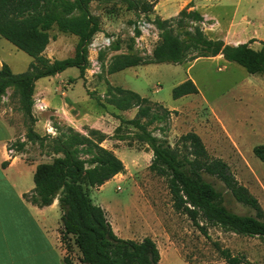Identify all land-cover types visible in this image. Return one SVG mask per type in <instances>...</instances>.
Returning a JSON list of instances; mask_svg holds the SVG:
<instances>
[{"label": "trees", "instance_id": "obj_1", "mask_svg": "<svg viewBox=\"0 0 264 264\" xmlns=\"http://www.w3.org/2000/svg\"><path fill=\"white\" fill-rule=\"evenodd\" d=\"M99 1L102 0H0V37L32 59L27 70L20 74L12 73L8 65L2 64L0 97L12 89L11 96L17 100L18 109L25 118L26 142L37 144L49 155H60L50 163L37 165L33 176L34 189L24 198L39 208L58 199L62 213L60 240L67 252L63 264H72L71 241L80 252L81 264H159L160 251L152 238L130 240L118 237L105 211L91 199V189H98L125 172L124 163L115 153L101 146L108 137L95 130H88L87 135H83L69 127L59 130L54 137L40 136L34 131L35 82L68 68H77L80 75H84L88 65L87 45L100 30V23L91 15L89 6ZM121 1L127 9L140 10L148 15L159 0L152 3ZM190 7L181 10L174 19H155L161 34L149 59L144 60L129 52L114 55L106 66V73L112 75L150 64L180 65L221 54L226 61L241 65L249 74H264L263 50L254 51L247 44L232 47L221 41L208 40L199 26L188 34L190 43L185 45L173 26L201 22L202 16ZM53 29L78 38L73 58L52 61L44 56L51 39L49 32ZM189 49L195 54L188 56ZM197 93L194 83L187 80L173 89L172 96L178 99ZM103 101L119 111L137 109L132 120L118 118L120 124L114 134L118 135L123 126L136 131L135 141L146 145L152 152L149 170L166 178L173 209L186 216L201 235L209 238L208 228H219L224 233L240 237L264 238V211L257 199L236 180L224 161L209 157L198 134L188 132L180 137L179 144L171 147L149 130L154 123L165 120L171 111L108 82ZM153 106L159 108L161 114L155 112ZM23 148L24 142L17 144V151ZM253 153L264 162V146L255 147ZM207 177L217 180L234 201L248 207L254 214L240 215L228 209L223 191ZM213 247L224 264H252L245 254L233 253L218 242H214Z\"/></svg>", "mask_w": 264, "mask_h": 264}, {"label": "rangeland", "instance_id": "obj_2", "mask_svg": "<svg viewBox=\"0 0 264 264\" xmlns=\"http://www.w3.org/2000/svg\"><path fill=\"white\" fill-rule=\"evenodd\" d=\"M137 1L152 3L154 0ZM155 7L147 15L140 13V10L127 9L121 0L93 2L89 6L91 15L98 19L101 30L114 38L111 50L100 54L103 68L91 81H84L77 68H69L65 73L74 72L67 76H78V83L82 80L95 104L104 102L102 90L105 83H109L108 78H111V86L131 90L153 104L171 110L165 120L149 128L152 134L171 147L179 144L180 137L188 132L198 134L209 157L224 161L236 180L248 189L264 211V162L253 153L255 147L264 146V74L252 75L234 62L211 58L180 65H141L113 75L106 73L113 48L123 47L125 51L137 55L127 26L132 27L141 15L149 16L154 21L177 16V9L172 10L173 7L166 12ZM215 25V22L205 24L202 21L173 27L180 40L188 45V34L193 33L195 26H199L207 38L205 33L213 32ZM63 40L67 45L62 49L65 57L61 56L58 60L74 55V42L68 37H63ZM0 48V57L5 59L6 65H11L15 73L25 72L32 62L29 56L1 37ZM187 54L190 56L195 52L189 49ZM187 80L194 83L198 93L174 99L173 89ZM101 85L102 88L99 87ZM11 95L12 89H9L0 97V114L14 126L15 140H18L22 133L25 134V118L18 109L17 100ZM153 110L159 114L162 112L156 106H153ZM135 132L131 127L123 126L118 135L114 131L112 135H106L108 138L103 142L107 148L115 151L126 169L102 188L90 190L93 203L105 211L115 234L130 240L152 238L162 256L159 264H223L213 247L214 242L233 253L245 254L252 264H264V238L240 237L224 233L219 228H208L209 238H206L186 216L173 209L166 178L149 170L152 152L146 145L135 141ZM207 179L223 191L224 204L228 209L240 215L254 214L248 207L234 201L217 180ZM78 256V250H72L71 257L75 264H80Z\"/></svg>", "mask_w": 264, "mask_h": 264}, {"label": "crops", "instance_id": "obj_3", "mask_svg": "<svg viewBox=\"0 0 264 264\" xmlns=\"http://www.w3.org/2000/svg\"><path fill=\"white\" fill-rule=\"evenodd\" d=\"M167 4H170L169 7ZM190 5L191 10L208 20L207 24L216 23L213 32L205 33L208 40L222 41L224 45L232 47L248 44L254 51H264V0H159L154 7H160L163 12L173 7L172 10L177 9L178 15ZM127 27L130 32L131 26ZM105 32L100 26L96 34L106 35ZM49 34L51 39L43 53L46 58L53 61L63 56L62 49L67 46L63 37H68L74 42L75 55L78 43L76 36L61 33L57 29L51 30ZM112 52V56L128 53L123 47L112 49ZM74 55L66 59L73 58ZM211 59L226 61L221 54ZM5 62V59L0 57V69ZM8 66L12 73L19 74L12 70L11 65ZM65 71L35 82L33 98L42 97L48 106V109L41 113L32 110L36 120L34 131L40 136H45L51 128L56 136L59 130L67 127L83 135H87L88 130H95L110 136L118 127V118L132 120L135 117L136 108L119 111L102 101L100 102L103 106L95 104L82 80L78 83V76H67L74 72ZM83 77L84 81L93 79L87 76L86 69ZM108 81L113 84L111 78H108ZM105 93L106 83L101 96L104 97ZM21 136H24V133ZM15 138L14 126L0 114V264H63L67 252L60 240L62 213L58 199H54L49 206L39 208L24 198L25 194L34 189L33 176L37 165L50 163L54 157L60 155H49L41 151L37 144L25 141L22 151H18V155L9 160L6 145ZM101 146L113 151L107 148L104 142ZM70 245L71 250L77 249L72 245V241ZM78 253L77 261L80 263V252ZM70 259L72 260L71 256ZM72 264H75L73 260Z\"/></svg>", "mask_w": 264, "mask_h": 264}, {"label": "built area", "instance_id": "obj_4", "mask_svg": "<svg viewBox=\"0 0 264 264\" xmlns=\"http://www.w3.org/2000/svg\"><path fill=\"white\" fill-rule=\"evenodd\" d=\"M202 21H204L205 24L208 22L206 18H202L201 22ZM160 34L161 32L157 28L154 19L149 16L146 17L145 15H141L130 29L133 49L137 55L141 58L150 55L152 56L154 48L159 43ZM113 39L114 38L109 35L94 34L91 41L87 45V76L93 77L101 72L103 62L99 59V55L112 47ZM33 109L36 113H41L46 111L48 106L42 97H34ZM47 133L53 136L56 134L52 128L48 129ZM25 141V137L21 136L18 140H13L7 143L6 153L9 160H12L18 155L17 144Z\"/></svg>", "mask_w": 264, "mask_h": 264}]
</instances>
